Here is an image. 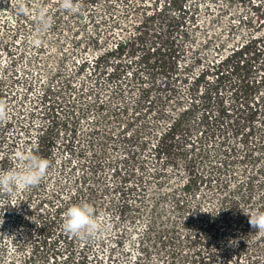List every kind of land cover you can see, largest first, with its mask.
Instances as JSON below:
<instances>
[{
	"label": "trees",
	"instance_id": "obj_1",
	"mask_svg": "<svg viewBox=\"0 0 264 264\" xmlns=\"http://www.w3.org/2000/svg\"><path fill=\"white\" fill-rule=\"evenodd\" d=\"M75 1L79 5H75ZM216 1L218 0H163V4L156 5L149 15L139 20L132 37L119 39L113 47L94 54L92 59L87 57L86 51H92L103 40L100 27H105L104 33L113 34L120 24V17L115 12L121 10L126 18L136 10L133 1L73 0V10H65L61 2L51 3L53 10H46L50 14L54 30L66 29L69 32L68 42L71 45L62 48V57L65 58L74 51L77 54L84 52L80 61L74 63V70L60 80L57 90L59 94L63 93V98L67 96L66 111L70 115L66 121L73 126L72 137H78L77 145L66 143L65 146V150L68 148L70 151V154L67 152L68 155L77 157L76 166L82 171L76 180L86 182L89 176L95 175L105 165L110 167L113 178L111 186L104 187L101 192L94 190L93 183L86 186L83 184L77 191V196L82 193L81 202L92 205L95 213L98 209L105 208L113 210L119 220L148 217L146 237L156 242L160 241L156 239L158 236L163 238V242L165 240L164 229H160L157 222L162 215L156 209L159 203L169 200L172 209L185 219L184 224L191 225L188 237L199 240V246L206 251L212 250L209 249V242L218 234L215 226L221 221V215L217 213L218 209L205 206V192H215L225 186L226 176H234L227 173L233 172L234 164L242 162L243 155L247 154V149L244 153H238L237 147L227 142L221 132V125H231L232 135L239 137L241 134L245 143L247 135L240 133V125L249 129L257 116H264V95L259 98L255 96L263 77L255 79L251 75L254 69L264 67V59L261 57L264 53V31L261 39H248L238 43L217 60L204 59L205 63L191 77L186 88H183L187 99L185 107H179L183 100L181 91L169 79L177 80L176 76L173 78V74H176L179 67V59L185 56V51L191 52L192 63L198 64L204 58L201 54L203 49L215 45L214 50H220L225 44L222 38L224 32L209 29L218 26L215 12L209 11L211 4ZM233 1L223 0L222 5H217L216 8L226 11ZM49 2L52 1L19 0L16 20L20 23H17L16 32H26V16L33 11L37 12ZM254 6L257 5L253 3L252 8L255 9ZM204 15L210 19L202 21ZM247 15L238 19V23L230 21L221 29L229 33L239 26L249 27L253 22L251 16ZM29 21L35 23V20ZM88 25L90 30L81 39L78 34ZM88 65L92 71L90 76H84L83 71ZM144 69L148 75L158 73L168 80L162 81L158 86L152 77L147 81H139ZM209 73L214 76L211 80L207 77ZM156 86L159 88L156 89ZM52 89L46 83L43 97L53 94L55 90ZM226 89L229 91L228 97L224 95ZM155 90L157 93H154ZM126 94H129L128 98L125 97ZM167 104L169 108L165 107ZM148 113L153 115L151 120L145 119ZM85 120L92 126L80 130L81 127L78 126ZM160 122L164 126L155 133L158 140L145 153L149 137L142 135L140 130ZM115 123L143 126L129 135L125 130L118 140H114L109 135L111 129H103L99 125ZM233 125L236 126L232 127ZM216 137L217 141L211 145ZM116 149L121 151L118 156L112 154ZM40 150L47 156L50 146L38 140L36 145L29 148L28 153ZM178 155L184 156L186 182L180 191L166 190L163 183L164 168L168 163H174ZM70 156L66 160L70 161ZM148 158L156 163L153 164L152 161L149 165ZM6 164V158L0 159V168ZM252 179L253 177H248L246 184L249 185ZM111 188L117 194L115 199H103L111 192ZM197 190L201 191L200 194H197ZM202 190L205 192L202 193ZM234 204L236 203L232 201L230 208ZM69 240L73 244L79 237L72 236ZM84 241L79 250L81 258L87 257L90 248L87 239ZM119 241L116 238L114 244L117 245ZM100 243L103 241L100 240ZM238 246V250H241V243ZM217 250L215 247L213 252ZM113 251L111 247L107 249L105 264H120L113 257ZM141 251L142 256L135 257L133 264H141V260L146 258L147 249L142 247ZM93 257L95 264H104L99 253L95 252ZM26 261H30V257ZM191 264H197L196 260ZM248 264H256V261Z\"/></svg>",
	"mask_w": 264,
	"mask_h": 264
},
{
	"label": "rangeland",
	"instance_id": "obj_2",
	"mask_svg": "<svg viewBox=\"0 0 264 264\" xmlns=\"http://www.w3.org/2000/svg\"><path fill=\"white\" fill-rule=\"evenodd\" d=\"M51 1L45 3V7L42 8L52 11L51 3H62V0ZM132 1L136 10L126 18L121 14V10L115 12L120 17V24L114 29L113 34L104 33L105 27H100V36L103 40L94 46L92 51L91 49L86 51L89 59H92L94 54L113 47L119 39L126 40L132 37L139 20L149 15L156 5L163 4V0ZM221 1L211 4L209 11L215 12L218 26L209 29L224 32L223 49L214 50L215 45L203 49L201 54L204 58L198 64L192 63L191 52L185 51V56L179 59L176 74H173V78L176 76L177 80L173 81L169 78L181 91L183 100L179 104L180 109L185 107L187 100L183 88H186L191 77L205 63L204 59L217 60L230 52V49L238 43L262 38L264 0H234L226 11H219L216 7L222 5ZM253 3L257 5L254 6L255 9L252 8ZM18 4L19 0H0V108L3 109V113H0V159H7L6 166L1 167L0 170L16 167L17 152L23 149L28 153L29 148L36 145L38 140L49 145L50 150L47 156L42 150L35 151L34 154L46 158L49 167L40 184L31 190H17L13 193L0 190V209L5 207L0 210V264H95L93 257L95 252L99 253L105 264L109 247L114 249L113 257L120 264H133L135 257L142 256V247L147 249V253L141 264H191L194 259L197 264H236V262L248 264L252 261H256V264H264V231H257L250 226L248 217L243 213L254 209L264 210V116L262 114L257 116L251 125L249 124V129L240 125V133L247 135L245 143L240 137L241 134L239 137L232 135L231 125H221V132L224 133L227 142L237 147L238 153H244L247 149V154L250 156L245 153L242 162L234 164L233 172L227 173H232L234 176H226L225 186L215 192L202 190V193H206L205 206L218 209L217 213L221 215V221L215 226L218 234L209 242V249L212 250L206 251L199 246V240L188 237L191 225L184 224L185 219L172 209L171 201L165 200L159 203L156 209L162 215L157 222L160 229H164V242L159 236L156 239L160 241L157 242L146 237L148 217L119 220L113 210L102 208L98 209L96 216L103 228L95 237L87 239L90 248L87 257L81 258L79 250L85 241L79 238L78 241H74L75 246L72 241L69 242L73 235L62 228L63 212L70 204L81 202L83 194L77 196V191L83 187V184L86 186L93 183L94 190L101 192V189L110 187L113 183L111 170L107 165L100 168L95 175L89 176L86 182L77 181L76 178L82 173L76 166L77 157L68 155L67 152L70 154L68 148L67 151L65 150L66 143L77 145L78 137L75 139L72 137L73 126L66 121L70 115L66 111L67 96L63 98V93L59 94L57 90L60 80L74 70V63L80 61L84 52L80 49V54L74 51L63 58L60 51L70 44L69 32L66 29L54 30L50 14H47L50 26L46 31H40L37 23L39 10L26 16L24 23L26 32H16L17 23H20L16 20ZM75 5L79 3L75 1ZM246 14L247 17L251 16L253 22L249 27L239 26L237 30L229 33L221 29L230 21L238 23V19ZM29 19L35 20V23H30ZM203 19L210 18L204 15L202 21ZM89 30V25L85 26L78 35L82 39ZM261 57L264 59V53ZM90 71L92 69L88 65L83 71L84 76H90ZM251 75L255 79L263 77L258 86L259 91L255 94L259 98L260 95H264V67L254 69ZM149 77H152L157 86L162 81L168 80L158 73L148 75L147 70L144 69L139 81H147ZM207 77L211 80L214 76L209 73ZM46 83L55 92L44 98L42 93ZM157 86L156 89L159 88ZM154 93H157V90ZM224 95L228 97V89L224 91ZM128 96L129 94L125 95L126 98ZM165 107L169 108V105ZM152 116L148 113L145 119L151 120ZM90 126L92 125H88L85 120L78 128L81 127L80 130H83ZM99 126L103 129L110 128L112 131L110 137L118 140L124 134L123 131L126 130L129 135L143 125L115 123ZM163 126L164 123L160 122L158 125L141 128L142 135L149 137L145 153L149 152L152 143L157 142L158 137L155 133L161 131ZM217 139L218 137L211 145ZM112 154L118 156L121 151L116 149ZM69 156L70 161L66 160ZM183 159L184 156L178 155L177 160H173L174 163L170 162L165 166L163 183L166 190L180 191L186 182L187 172L184 170ZM148 160L149 165L152 161L153 164L156 163L153 159L148 158ZM248 177H253L249 185L246 184ZM110 191L103 199H115L117 194L112 188ZM200 192L197 190V194ZM97 195L100 196V193ZM232 201L236 204L230 208ZM116 238L120 239L117 245L114 244ZM100 240L103 243H100ZM239 243L241 250L237 248ZM215 247L218 250L213 252ZM28 257L30 261H26Z\"/></svg>",
	"mask_w": 264,
	"mask_h": 264
},
{
	"label": "clouds",
	"instance_id": "obj_3",
	"mask_svg": "<svg viewBox=\"0 0 264 264\" xmlns=\"http://www.w3.org/2000/svg\"><path fill=\"white\" fill-rule=\"evenodd\" d=\"M65 10H73V0H62ZM22 11V9H21ZM37 23L40 31H46L50 26L45 9L38 11ZM0 113L3 109L0 108ZM17 166L0 170V190L13 193L17 190H31L40 184L46 175L49 161L34 153H25L23 149L17 152ZM248 217L250 226L257 231H264V210L254 209L243 211ZM62 228L65 232L82 239L95 237L103 228L97 219L94 207L87 202L70 204L63 212Z\"/></svg>",
	"mask_w": 264,
	"mask_h": 264
}]
</instances>
